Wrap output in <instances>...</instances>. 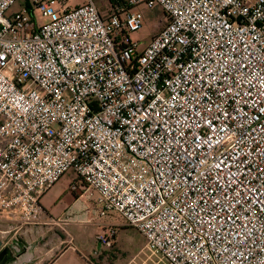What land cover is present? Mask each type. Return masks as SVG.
<instances>
[{"label":"built area","instance_id":"2783aa9c","mask_svg":"<svg viewBox=\"0 0 264 264\" xmlns=\"http://www.w3.org/2000/svg\"><path fill=\"white\" fill-rule=\"evenodd\" d=\"M16 1L0 0V232L38 223L73 169L68 191L168 264H264V0H26L7 16ZM143 2L165 24L141 47ZM115 228L96 240L111 248Z\"/></svg>","mask_w":264,"mask_h":264},{"label":"rangeland","instance_id":"374dc122","mask_svg":"<svg viewBox=\"0 0 264 264\" xmlns=\"http://www.w3.org/2000/svg\"><path fill=\"white\" fill-rule=\"evenodd\" d=\"M86 1L87 0H64V6L67 8L74 7ZM94 1L101 11L105 10L108 2L112 3L111 0ZM25 2L26 0H17L7 10L6 15L10 16L13 12L21 10ZM133 9L139 10L143 14V24L142 27L131 34V36L139 42L140 46H143L164 26V12L159 5L155 3L149 5L146 2L134 6ZM35 17L37 21L41 23L48 21V18L42 16L38 10L35 11ZM76 179L77 175L75 171L73 169H68L58 179L44 199H42L40 206L47 211V215L50 216V218L62 222L65 218H73L81 223H85V225L83 224L77 228L82 238H86L90 230L95 228L99 223L105 221L117 222L119 219L122 220L120 215L115 211H109L105 216L98 215L95 205V193L91 195L88 192L85 194L75 193L78 196L72 195L71 192L67 193L66 190L69 188L70 183ZM73 196L76 198H69ZM112 241L114 245L111 247L112 251L108 255L112 258L114 264H168L160 254L154 253L149 249L145 239L134 228H115V235Z\"/></svg>","mask_w":264,"mask_h":264},{"label":"crops","instance_id":"0c3cea01","mask_svg":"<svg viewBox=\"0 0 264 264\" xmlns=\"http://www.w3.org/2000/svg\"><path fill=\"white\" fill-rule=\"evenodd\" d=\"M93 2L96 4L94 0ZM55 183L42 195L40 202ZM66 191L69 193L68 188ZM72 195L78 196L75 193ZM42 210L38 223L14 224L7 231L0 232L4 244L15 245L12 249L13 255L20 253L10 264H114L108 255L112 248L101 245L96 240V234L110 224L115 225L117 229L134 228L121 219L117 222L105 221L92 228L86 238H82L77 228L85 223L73 218H65L63 222L56 221L47 215V211ZM138 233L142 236L139 231Z\"/></svg>","mask_w":264,"mask_h":264},{"label":"water","instance_id":"95a60500","mask_svg":"<svg viewBox=\"0 0 264 264\" xmlns=\"http://www.w3.org/2000/svg\"><path fill=\"white\" fill-rule=\"evenodd\" d=\"M14 244H4L0 237V264H10L15 261L20 253L13 255Z\"/></svg>","mask_w":264,"mask_h":264},{"label":"trees","instance_id":"16d2710c","mask_svg":"<svg viewBox=\"0 0 264 264\" xmlns=\"http://www.w3.org/2000/svg\"><path fill=\"white\" fill-rule=\"evenodd\" d=\"M111 1H113V2H120V1H122V0H111Z\"/></svg>","mask_w":264,"mask_h":264}]
</instances>
